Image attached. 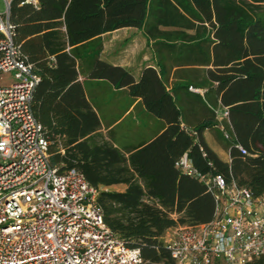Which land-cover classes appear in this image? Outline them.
<instances>
[{
	"label": "trees",
	"instance_id": "trees-1",
	"mask_svg": "<svg viewBox=\"0 0 264 264\" xmlns=\"http://www.w3.org/2000/svg\"><path fill=\"white\" fill-rule=\"evenodd\" d=\"M9 16L15 42L40 77L32 107L51 163L61 172L78 169L98 189L106 225L139 249L141 264H176L166 232L215 217L211 183L176 165L185 153L209 182L220 174L227 184L264 195V0H11ZM123 27L142 28L154 41L159 69L146 67L135 80L101 59L102 34ZM172 67H183L188 80L169 90L165 74ZM80 74L127 87L163 120V131L128 145L127 156L99 132L101 118L84 97ZM190 85L206 91L178 96ZM61 89L80 90L86 111L45 114L39 100ZM220 106L228 111L219 137L230 160L203 134L217 124ZM72 107L79 111L80 104ZM120 183L123 191L108 189ZM244 264H264V254Z\"/></svg>",
	"mask_w": 264,
	"mask_h": 264
},
{
	"label": "built area",
	"instance_id": "built-area-1",
	"mask_svg": "<svg viewBox=\"0 0 264 264\" xmlns=\"http://www.w3.org/2000/svg\"><path fill=\"white\" fill-rule=\"evenodd\" d=\"M10 1L0 11V74L14 72L0 85V264H141L139 249L106 225L98 189L78 169L61 172L50 161L32 107L40 77L14 40ZM176 165L216 191L214 219L179 225L167 240L176 264H244L264 254V195L220 174L209 182L187 153Z\"/></svg>",
	"mask_w": 264,
	"mask_h": 264
},
{
	"label": "crops",
	"instance_id": "crops-1",
	"mask_svg": "<svg viewBox=\"0 0 264 264\" xmlns=\"http://www.w3.org/2000/svg\"><path fill=\"white\" fill-rule=\"evenodd\" d=\"M101 39L103 43L101 59L126 68L132 73L135 80L140 78L146 67L151 66L159 69L157 55L153 50L154 41L147 36L142 28H119L102 34ZM182 68L172 67L166 71L167 89L171 90L175 83H184L188 80L183 76ZM78 81L82 85L85 99L101 118L102 125L99 132L106 139L116 142L127 156L129 154L128 145L144 138L150 139L163 131V120L148 111L142 98L132 96L127 87H115L108 80L86 78L82 74L79 75ZM190 86L188 91H181L178 96L203 95L206 91L194 86L192 87L198 88V90H192ZM55 91L46 90L45 98L39 100L44 107L45 114H80L81 111H86L80 90L75 89L70 94L67 89H61L58 93ZM76 104H80L79 111L72 107ZM217 110L219 112L217 124L213 128L206 129L203 134L211 148L223 159L230 160L229 150L219 137L223 127L224 108L220 106ZM203 116L204 114H196L193 118L199 119ZM109 188L123 191L126 185L120 183L109 186Z\"/></svg>",
	"mask_w": 264,
	"mask_h": 264
},
{
	"label": "rangeland",
	"instance_id": "rangeland-1",
	"mask_svg": "<svg viewBox=\"0 0 264 264\" xmlns=\"http://www.w3.org/2000/svg\"><path fill=\"white\" fill-rule=\"evenodd\" d=\"M5 8H6V6L4 3V0H0V11L4 12ZM13 75H14V72H8V73L0 74V85L10 84L13 80ZM108 189H111V188L108 187ZM173 234H174V228L169 229L165 234L166 240L173 237Z\"/></svg>",
	"mask_w": 264,
	"mask_h": 264
}]
</instances>
